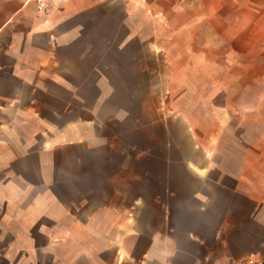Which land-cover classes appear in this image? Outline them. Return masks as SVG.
<instances>
[{
    "label": "crops",
    "instance_id": "0c3cea01",
    "mask_svg": "<svg viewBox=\"0 0 264 264\" xmlns=\"http://www.w3.org/2000/svg\"><path fill=\"white\" fill-rule=\"evenodd\" d=\"M247 258L264 0H0V264Z\"/></svg>",
    "mask_w": 264,
    "mask_h": 264
},
{
    "label": "rangeland",
    "instance_id": "374dc122",
    "mask_svg": "<svg viewBox=\"0 0 264 264\" xmlns=\"http://www.w3.org/2000/svg\"><path fill=\"white\" fill-rule=\"evenodd\" d=\"M161 96H163V95H161ZM161 102H162V100H161ZM161 108H162V110L161 111H164V109H163V105H161ZM175 125V129H176V132L179 134V133H182V131H183V126L181 125V124H179V123H175L174 124ZM157 129H158V127H157ZM180 138H179V135L178 136H176V137H173L172 139H171V145H172V148H171V157H172V162H176V161H179L181 158H182V156H183V154H182V156H181V153H180V151H179V145H180ZM190 140L191 139H185V143L187 144V141H188V143L190 142ZM193 140V139H192ZM168 144V143H167ZM167 146H169V145H167ZM162 147H163V140L162 139H156V152L157 153H155L156 154V158H155V161L156 162H160L161 161V159H160V151L162 150ZM170 147H168V149H169Z\"/></svg>",
    "mask_w": 264,
    "mask_h": 264
},
{
    "label": "built area",
    "instance_id": "2783aa9c",
    "mask_svg": "<svg viewBox=\"0 0 264 264\" xmlns=\"http://www.w3.org/2000/svg\"><path fill=\"white\" fill-rule=\"evenodd\" d=\"M246 262L248 264H264V258H247Z\"/></svg>",
    "mask_w": 264,
    "mask_h": 264
}]
</instances>
